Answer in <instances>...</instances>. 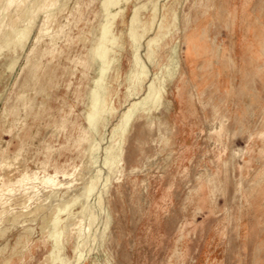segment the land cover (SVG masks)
Masks as SVG:
<instances>
[{
	"label": "rangeland",
	"instance_id": "rangeland-1",
	"mask_svg": "<svg viewBox=\"0 0 264 264\" xmlns=\"http://www.w3.org/2000/svg\"><path fill=\"white\" fill-rule=\"evenodd\" d=\"M2 1L0 264H264V0Z\"/></svg>",
	"mask_w": 264,
	"mask_h": 264
},
{
	"label": "bare ground",
	"instance_id": "bare-ground-1",
	"mask_svg": "<svg viewBox=\"0 0 264 264\" xmlns=\"http://www.w3.org/2000/svg\"><path fill=\"white\" fill-rule=\"evenodd\" d=\"M6 1V2H5ZM4 2L5 3H3V1H2V3L4 4L3 5V9L5 10V9H7L10 5H12V4H15L16 2H18L17 0H5ZM21 1V0H20ZM19 1V3H20V6H21V2ZM22 2H23V0H22ZM24 2H25V0H24ZM23 2V3H24ZM41 2H42V0H41ZM31 3V2H30ZM29 3V4H30ZM45 3V2H44ZM18 6V5H17ZM16 6V7H17ZM22 7V6H21ZM40 7V6H39ZM33 8V7H32ZM30 9V8H29ZM29 9H27V10H29ZM20 11V10H19ZM19 11H17V13H20ZM32 12V11H31ZM1 13V12H0ZM28 13V12H27ZM35 14V13H34ZM18 15H20V14H18ZM48 15V14H47ZM51 15V14H50ZM135 16V15H134ZM136 17V16H135ZM135 17H133V19H135ZM47 18V17H46ZM27 21V20H26ZM45 20H43V22H42V25H41V30H43L42 29V27H44V25H45V22H44ZM29 22V21H28ZM28 25V24H27ZM25 28V27H24ZM27 28V27H26ZM45 28V27H44ZM47 29V28H46ZM45 29V30H46ZM17 30V29H16ZM26 30V29H25ZM24 30V31H25ZM18 31H20V30H18ZM48 31V30H47ZM23 32V31H22ZM43 32V31H42ZM17 33V32H16ZM19 33H21V32H19ZM26 34V32H24V35ZM23 36V35H22ZM21 36V37H22ZM51 38V37H50ZM13 39V38H12ZM19 40V39H18ZM50 40H53V38H51ZM15 41H16V39H15ZM7 42H8V40H7ZM18 42V41H17ZM52 42V41H51ZM51 42H50V44H51ZM55 43V41L52 43V44H54ZM55 45V44H54ZM159 46H160V42H158V44L157 45H155V49L154 48H148L146 51H145V53H146V55L150 58V59H154V55H153V53L155 52V50H157V49H159ZM136 69H137V65H136V63H134V68H133V71H136ZM148 87L149 88H153V85H152V83H149L148 84ZM149 91V90H148ZM160 93L157 91V90H155L154 92H153V97H158V95H159ZM148 95H150V91L148 92ZM162 96V95H161ZM152 98V97H151ZM84 116L86 117V119H87V122L90 124V125H93V123H92V119H93V117H94V113H91V114H85L84 113ZM87 127V126H86ZM88 129V128H87ZM105 163H107L108 164V161L106 162V161H104ZM106 164V165H107ZM109 164H111V163H109ZM112 165V164H111ZM111 165L110 166H108L107 165V167L109 168H111ZM59 172V170H55L54 171V173L53 174H47V175H44L42 178H41V182L43 183V184H41V187H42V185H44V186H50V187H52V186H56L58 183H54V176L57 174ZM62 172V174H65V172L64 171H61ZM98 174V173H97ZM96 175V174H95ZM29 177V178H28ZM31 176H28L26 173H22V175H21V177H19V178H16L17 180H15L17 183H20L21 181H23V180H25V179H31L30 178ZM37 177V176H36ZM54 177V178H53ZM107 177V176H106ZM27 179V180H28ZM40 179V178H39ZM65 181V180H64ZM67 181V180H66ZM97 181V180H96ZM107 181V180H106ZM2 182V181H1ZM56 182H58V181H56ZM68 183H69V181H67ZM94 182V181H93ZM7 183V182H6ZM6 183H5V185H6ZM9 183V182H8ZM65 183V182H64ZM61 184H63V182L61 183ZM93 183H91V185H92ZM65 185V184H64ZM68 185V184H67ZM37 186V185H36ZM94 186V185H93ZM92 186V187H93ZM7 187V186H6ZM5 187V188H6ZM34 187V186H33ZM38 187V186H37ZM53 188V187H52ZM57 188V187H56ZM91 188V187H90ZM10 189V188H9ZM88 188L86 187V190H87ZM48 190V189H47ZM85 190V189H84ZM90 190V189H89ZM50 191V190H49ZM48 191V192H49ZM88 191V190H87ZM92 191V190H91ZM54 193V192H53ZM82 193V192H81ZM88 193V192H87ZM56 195V194H55ZM84 195H87V194H84ZM79 196V195H78ZM74 197V196H73ZM75 199L77 198V199H80V198H78V197H74ZM99 199V198H98ZM4 202H6V199L4 200ZM4 202H3V204L2 205H4ZM68 204V203H67ZM66 204V205H67ZM0 205H1V203H0ZM1 205V206H2ZM66 205H64V207L66 206ZM69 205V204H68ZM67 205V206H68ZM2 208H3V206H2ZM68 208V207H67ZM66 210V209H65ZM2 211H4L3 209H2ZM1 213V212H0ZM76 225H77V223H76ZM75 225V226H76ZM78 226H80V225H78ZM82 228V227H81ZM89 229V228H88ZM74 230H76V229H74ZM79 230V229H78ZM77 230V231H78ZM79 233V232H78ZM77 233V234H78ZM78 236V235H77ZM57 239H59V238H57ZM56 239V240H57ZM60 240V239H59ZM55 243H57V242H55Z\"/></svg>",
	"mask_w": 264,
	"mask_h": 264
}]
</instances>
